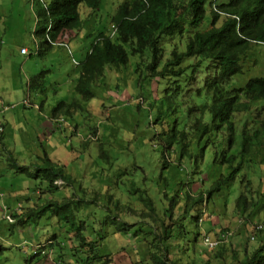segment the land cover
<instances>
[{"label": "rangeland", "instance_id": "obj_1", "mask_svg": "<svg viewBox=\"0 0 264 264\" xmlns=\"http://www.w3.org/2000/svg\"><path fill=\"white\" fill-rule=\"evenodd\" d=\"M33 2L34 0H0V56H3L0 79L5 77L10 64L16 68L21 65L16 56L21 48H25L27 53L23 57L30 55L31 62L36 61L35 64L42 65L39 71L49 70L46 73L44 91L39 94L40 101L45 103L47 97L48 104L55 105L60 100L69 102L77 98L81 108L73 110L70 116H61L63 121L59 123L60 130L55 131L51 138L41 139L33 130L36 123L40 124L41 118L35 115L33 120L29 119L33 108H24L21 103L13 107L14 119L7 127V135L5 132L0 134V242L5 248L0 255V264H82L87 255L76 251L78 241L74 238L79 226L84 228L80 230L82 235L92 236L90 240L97 245V253L101 259H105L103 257L106 254L109 255V264H153L152 257L144 248V242L153 236L145 235L144 232L154 229L155 233L160 232L159 220H164V224L169 223L162 213L172 205L169 198L181 184L186 189L191 186V194L197 190L205 193L212 183L215 171L205 169V163L197 168L202 173L193 177L188 174L186 176V172L191 171L187 167L161 169L158 154L152 150L155 143L150 142L149 138L157 131L152 123L157 100L161 97L160 91L166 84L164 81L159 84L157 79H145L136 84L137 77H144L143 67L140 65L138 73H133L139 59L131 56L128 50L127 67L118 71L105 70L101 81L93 85V98L84 102L72 91L78 77L77 62L85 57L96 32L112 34L110 18L120 0H101V8L97 12L80 6L83 27L77 32L69 31L70 33L64 34L66 47L52 48L41 57L36 56L37 45L32 34L35 23ZM206 16L205 22L208 21V15ZM172 43L173 41L165 44L166 58L172 49ZM263 50L259 46H251L241 74L232 77L227 88L242 87L248 79L264 76ZM141 62L144 63L143 60ZM16 68L13 69L17 72ZM68 79L73 83L70 84ZM3 83L4 81H0V96L6 101L11 99L16 102L18 93L15 88L6 81L8 90L4 93ZM195 88L196 85L191 86L192 91ZM22 97L31 102L30 97L23 94V90ZM137 101L138 109L135 108ZM173 101L176 105L181 103L177 109L183 114L193 108L188 116V123L198 116L195 105L201 103L200 97H194L193 93H187L184 88L182 95ZM150 104L154 105L150 107ZM44 108L47 111L46 106ZM262 108L252 106L245 115L240 113L235 116L233 150L240 147L242 124L246 122L247 129L250 125L257 128V123L264 118V105ZM185 129L191 131L190 126ZM55 149L56 152L52 155L51 150ZM101 151L104 158L99 156ZM255 151L244 162V172L251 182L248 196L259 203V211L250 213L252 207L247 206L244 215L237 212L234 201L239 191L244 190L237 180L229 189L224 187L207 202L201 203L198 213L201 222L198 220L197 224H190L189 219L182 220L186 239L167 242L169 259H178L180 264H202L210 257V264H216L212 257L218 248L214 251L204 249L201 246V235L216 236L219 231H227L231 235L223 243L225 264L231 263L234 252L241 256L243 248L250 251L256 247L257 239L264 234V161L259 163L264 159V147ZM44 158L47 159L45 162ZM166 160L170 161V157ZM210 160L211 154L208 152L206 163ZM47 168H62L61 171L68 175L69 182L55 179L54 184H59V188L54 190L44 170ZM168 172L174 178L170 175L167 182L159 179L160 174L166 175ZM143 191H146L155 205V212L151 216L146 214L138 199L143 196ZM14 193L17 199L13 197ZM72 196L75 204L71 206V213L54 211L53 206H48L42 212L30 215L29 221L24 224H17L18 219L11 215L16 214L21 202L23 205L19 211L23 214L28 208L42 207L48 202L61 203L63 199ZM261 205L263 206L260 208ZM181 206L179 204L174 209L173 218L181 215ZM122 223L133 226L126 232H117L118 228L124 227ZM259 225L262 229L255 230L254 227ZM139 229L144 232H138L134 236L135 230ZM197 232L200 235L194 242ZM52 236H55L58 243L53 244L54 247L45 242ZM38 243H44L41 249L46 254L53 248L56 255L53 257L56 259L52 260L50 255L49 259L44 258V255L34 256L33 250ZM180 247H192L193 252L189 251L184 255ZM70 260L72 263H69Z\"/></svg>", "mask_w": 264, "mask_h": 264}, {"label": "trees", "instance_id": "obj_2", "mask_svg": "<svg viewBox=\"0 0 264 264\" xmlns=\"http://www.w3.org/2000/svg\"><path fill=\"white\" fill-rule=\"evenodd\" d=\"M33 4L35 23L32 34L36 40L38 57L53 47H66L64 41H59L61 35L69 31L77 32L83 27L80 6H85L92 12L101 8V0H34ZM110 21L115 28L114 34L96 32L85 57L77 62L79 71L72 87L73 92L84 102L88 101L94 96L93 85L101 81L105 70L125 69L129 63L128 53L138 57L139 62L132 71L137 74L141 65L144 77H137L136 84L145 79H157L159 84L163 81L166 84L164 89H160L161 97L157 100L152 123L157 131L149 138L150 142L155 143L152 150L158 154L161 169L187 167L191 171L186 172V176L188 174L193 177L202 173L197 168L205 163V169L215 171L212 183L205 193L197 190L191 194V186L186 189L180 185L169 198L172 205L162 213L169 223L164 224V220H159L160 232L155 233V229L147 232L139 229L134 232V236L138 232L153 236L144 242V248L152 257L153 264H180L178 259L168 258L169 247L166 244L172 239H186L182 220L186 218L190 224H197L201 203L207 202L214 193L224 187L229 189L238 180L244 190L239 191L234 201L237 212L244 215L247 206L252 207L250 213L259 211V203L248 196L251 182L245 175L244 162L253 150L258 151L264 147V118L257 123V128L250 125L247 129L248 124L244 122L240 129L239 149L233 150V144L235 116L240 113L245 115L252 106L263 109L264 76L250 78L242 87L227 88V85L232 77L241 74L252 45L264 49V0H220L218 3L216 0H120ZM172 41V49L166 58L165 44ZM48 72L45 69L32 76L27 82L28 90L42 94ZM192 85H196L193 91ZM184 88L187 93H193L194 97H200L201 103L195 105L199 114L191 123H188V116L193 108L183 114L177 109L181 103L176 105L173 101L182 95ZM42 104L43 101L39 108ZM138 104L137 101V109ZM153 105L150 104V107ZM80 108L81 103L77 98L69 102L58 101L50 116H70L73 110ZM189 126L191 131L185 129ZM99 149L101 150L100 145ZM208 152L211 160L206 163ZM99 156L105 157L102 151ZM168 157L170 161L166 160ZM45 160L47 159L44 158L43 161ZM263 161L261 159L259 163L262 164ZM61 169H44L54 190L59 188V184H54L55 179L62 182L70 180ZM170 175L169 172L166 175L162 173L159 179L167 182ZM171 177L174 178L173 174ZM142 194L138 199L146 214L151 216L155 212L154 202L146 191ZM74 204L72 196L63 199L61 203L48 202L42 207L28 208L26 213L11 215L18 219L17 224H24L29 221L30 215H36L48 206H53L54 211L71 213V206ZM179 204H182L181 215L175 219L173 211ZM122 225L124 227L118 228L117 232H126L133 226L125 223ZM83 229L79 226L74 235L75 241H78L76 251L87 255L81 263L109 264V255L106 254L103 257L105 259H101L97 253V245L90 240L92 236L82 235L80 230ZM199 235L200 233H195L194 242ZM50 240H56L55 236L49 237L47 241ZM215 249L217 251L212 257L215 263L225 264L223 243L208 250ZM4 250L0 242V255ZM180 250L184 255L189 251L193 252L192 247H180ZM210 260L208 257L202 264H210ZM230 260V264H264V234L257 239L255 248L250 251L243 248L241 256L234 252Z\"/></svg>", "mask_w": 264, "mask_h": 264}, {"label": "crops", "instance_id": "obj_3", "mask_svg": "<svg viewBox=\"0 0 264 264\" xmlns=\"http://www.w3.org/2000/svg\"><path fill=\"white\" fill-rule=\"evenodd\" d=\"M61 36L62 37L59 39V41L66 42L64 34H62ZM53 48H55V47H53ZM26 53H27V51H26ZM25 55L26 54L19 53L16 56V58H18L21 61L20 62L21 65L17 66V68H16L13 64H10L8 69H7V71H6V73H5V77L3 76L2 79H0V81H4V83L2 84V86L4 87V93L6 92V90H8V85L6 84V81H9L11 83L10 86H13L15 88V91H17V93H18V95H17V99L18 100L16 102H12L11 99L6 101V99H4V98H2L0 96V105H2V106H4V105H15V104L22 103V101L25 100L22 97V90H23V94L25 96H29L30 97L31 102L33 104H38V105L41 104V101H40L41 97L39 96L40 93L37 92V91H31L30 92L28 90V88H27V82L33 75H36L37 73H39L41 71V70L39 71V69H40V67H42V65H40L39 63L35 64L34 62H36V61H32L31 62V56L29 55L28 57H23ZM1 57H3V56H0V69H2V61H1L2 58ZM13 68H16L17 72ZM0 77H1V75H0ZM24 81H25V88H23V82ZM68 82L70 84L73 83V81L71 79H68ZM17 84H19V86ZM54 85L57 86L56 83H54ZM72 91H73V88H72ZM45 106L47 108V111H45V108H44ZM53 107H54V105H49L48 104V99H47V97H45V103L42 104V106H41L39 111H35V110L31 109L33 114H31V117L29 119L33 120L35 115L38 116L39 118H41L40 124L36 123L35 124V128L33 129L35 131L36 135L40 136L41 139L42 138H47V137L51 138V137H53L55 131L60 130L59 119L61 118V116H57L55 118H51V116H50V113H51V110H52ZM14 110L15 109L13 108L12 111L9 112V109H8L4 113H2V114L0 113V124H1V127L3 129L2 130V134L5 132V134L7 135V127L10 125L9 124L10 121L14 119V117H13ZM1 135H0V137H1ZM55 152H56V149L55 150H51V154L52 155H54ZM44 154L46 156V152L45 151H44ZM13 197L15 199H17V195L15 193H14ZM21 205H23L22 202H21L18 210L16 211V213H18V214L21 212V211H19L21 209ZM23 208H25V207L23 206ZM211 228H214V227L211 226ZM48 239L49 238H47L46 241H45L48 245H50V243H51L52 246H53V244L54 245L58 244L56 240L47 241ZM38 245L43 246L44 243L36 244V246H38ZM45 255H44V258L49 259L48 256L50 255L52 260L56 259L55 257H53V256H56L55 255V251L53 250V248H50L49 253L48 254L45 253ZM69 263H72V261L70 260ZM41 264H46V263L42 262Z\"/></svg>", "mask_w": 264, "mask_h": 264}, {"label": "built area", "instance_id": "obj_4", "mask_svg": "<svg viewBox=\"0 0 264 264\" xmlns=\"http://www.w3.org/2000/svg\"><path fill=\"white\" fill-rule=\"evenodd\" d=\"M213 10L214 11H217L215 8H213ZM114 32H115V29L113 28L112 34H114ZM20 53L21 54H25L26 53V50L25 49H21L20 50ZM23 106L26 107V108H33V109L39 111V105L33 104V103L30 104L28 101H24L23 102ZM13 107L14 106H2V105H0V113L2 114L5 111H7L8 109L13 108ZM2 130L3 129H2L1 124H0V134L2 133ZM0 198H1V194H0ZM8 220H10V217H9ZM199 222H201V219H199ZM257 229L258 230H261L262 227L259 225V226H257ZM229 236H230V233H221L218 237L212 238L208 234H202L201 235V246H203L206 249H214L218 245L227 242ZM42 247L43 246H41V245L36 246L34 248V250H33V254L34 255H36V254L45 255V251H43L41 249Z\"/></svg>", "mask_w": 264, "mask_h": 264}, {"label": "bare ground", "instance_id": "obj_5", "mask_svg": "<svg viewBox=\"0 0 264 264\" xmlns=\"http://www.w3.org/2000/svg\"><path fill=\"white\" fill-rule=\"evenodd\" d=\"M111 28H112V32H113V28H114V27H113L112 25H111ZM114 29H115V28H114ZM22 49H25V48H22ZM20 50H21V49H20ZM25 50H26V49H25ZM25 54H26V53H25ZM24 101H28V100H24ZM24 101H22V103H21L22 105H23V102H24ZM28 102H29V101H28ZM29 103L32 104V102H29ZM12 106H15V105H12ZM23 107H24V106H23ZM24 108H26V107H24ZM61 121H63L62 117L59 119V122H61ZM254 229H255V230H258V229H257V226H255ZM221 233H229V232H227V231H226V232H222V231H220V232H219L214 238L218 237ZM230 236H231V235H230ZM230 236H229V238H230ZM229 238H228V239H229ZM251 239H254V236H251ZM227 241H228V240H227ZM225 243H226V242H225ZM202 247H203V246H202ZM203 248H204V247H203ZM204 249H206V248H204Z\"/></svg>", "mask_w": 264, "mask_h": 264}]
</instances>
